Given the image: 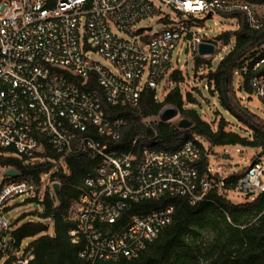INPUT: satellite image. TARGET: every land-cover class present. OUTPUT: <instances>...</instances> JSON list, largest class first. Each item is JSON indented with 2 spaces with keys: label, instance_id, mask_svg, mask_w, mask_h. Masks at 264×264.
Listing matches in <instances>:
<instances>
[{
  "label": "built area",
  "instance_id": "obj_1",
  "mask_svg": "<svg viewBox=\"0 0 264 264\" xmlns=\"http://www.w3.org/2000/svg\"><path fill=\"white\" fill-rule=\"evenodd\" d=\"M154 1L0 0V149L21 161L53 162L62 174L60 160L66 156L86 155L94 163L67 210L74 222L70 242L82 245L78 257L88 264L137 258L170 223L172 206L150 209L142 202L178 195L195 205L209 201L212 188L222 189L209 168L199 170L200 137L193 135L173 150L139 147L137 138L124 144L126 121L110 113L116 107L137 108L141 91L156 89L158 79L171 72L172 50L183 37L195 57L210 55L198 54L199 43L212 44L213 52L221 44L192 32L191 21L152 35V26L134 31L139 19L164 18ZM156 1L191 19L240 13L251 29L262 26L253 5L241 0ZM110 25L128 38L113 34ZM90 51L99 53L110 68L92 61ZM247 72V91L264 102V45L236 73ZM47 149L58 160L50 158ZM9 168L17 175H6ZM263 172L258 160L232 187L245 194L261 193ZM0 175V237L9 235L0 252L10 264H29L31 250L25 246L18 252L20 243L10 234L11 221L3 209L15 196L31 192L38 205L45 192L56 201L52 185L60 180L54 177L43 191L44 172L34 180L2 165Z\"/></svg>",
  "mask_w": 264,
  "mask_h": 264
},
{
  "label": "trees",
  "instance_id": "obj_2",
  "mask_svg": "<svg viewBox=\"0 0 264 264\" xmlns=\"http://www.w3.org/2000/svg\"><path fill=\"white\" fill-rule=\"evenodd\" d=\"M248 3H260L264 0H241ZM236 22L234 31H221L216 37L221 44H228L233 38L232 47L221 57L218 64L212 68L211 58L195 57L196 67L205 66L207 69V89L195 88L196 96L191 92L184 95L178 87L171 89L162 101L155 99V90L143 89L139 96L137 108H111L110 113L122 117L126 126L122 130L121 141L124 144L133 138L138 139V146L173 150L180 144L196 135L209 146L242 145L264 149V122L261 118L249 112L240 105L233 87V76L246 63H250L264 45V21L262 26L251 29L240 13L220 14ZM250 65V64H249ZM242 86L247 90L246 81L249 72L241 73ZM174 82L182 80V72L176 68L171 73ZM214 97L219 107L235 120L243 123L246 133L240 134L235 130H225L226 122L222 121L216 127L203 120L198 111L197 98L202 91ZM191 104L186 108L185 104ZM165 106L178 109L180 118L190 122L188 128H178L176 124L160 122L152 126L143 120L156 117ZM199 108V107H198ZM199 161L200 172L208 168L207 150L201 146ZM46 154L55 160L59 156L47 149ZM67 172L54 173L58 177L59 200L53 201L45 192L40 205L42 219H51L52 231L47 234V225L41 221L11 222L10 234L19 244L23 239L30 241L26 249H30L32 259L29 264H88L78 257L81 244H72L68 232L74 227V222L67 218L70 202L76 200L81 193V183L85 174L94 165L86 155L66 156L63 158ZM0 164L14 167L24 175L37 180L38 174L52 167V162H35L24 165L16 157L0 158ZM231 174L226 178L214 176L223 183L222 189L212 188L208 193L209 201L190 205L186 198L178 195H164L158 201H145L141 204L150 209H158L167 205L172 206L171 221L153 239L137 258H121L117 261L99 262L96 264H264V191L254 195L243 203H233L226 196L225 188L233 186L243 175ZM8 208H4L6 212ZM209 230L212 233L211 242L204 247L193 242L190 249H183L188 229ZM2 238L0 237V245ZM171 258L169 259V257ZM0 260H3L0 252ZM3 264H10L3 260Z\"/></svg>",
  "mask_w": 264,
  "mask_h": 264
},
{
  "label": "rangeland",
  "instance_id": "obj_3",
  "mask_svg": "<svg viewBox=\"0 0 264 264\" xmlns=\"http://www.w3.org/2000/svg\"><path fill=\"white\" fill-rule=\"evenodd\" d=\"M155 5L159 8L160 12L164 15V18L160 16H152L148 18H142L135 22L133 30L138 31L143 27L152 26V31L148 35H152L161 28L167 26L170 28L178 27V25L185 22H192V25L189 26L192 32L197 33L202 38H211L216 37L221 31L230 30L234 31L236 29V22L231 18L223 17L219 14H212L206 16V14L195 15L194 19L187 18L181 14L175 12L168 5L160 2L154 1ZM257 13L258 17L264 21V1L260 3H251ZM199 29V31H197ZM110 31L118 37L128 38V35L124 32L117 31L113 26L110 25ZM189 39L183 37L171 53V72H168L162 76L157 81V87L155 89V95L157 101H162L166 94L173 88L178 87L182 95L186 92H191L193 96H196L195 88L202 90L203 85L206 83L207 71L205 66L196 67L194 64L195 55L191 52L189 48ZM233 38L228 44H219V48L209 55L211 58V67L214 68L222 56H224L227 51L232 47ZM90 59L104 67L110 68V65L107 60H105L99 53L95 51H90ZM205 58V57H204ZM208 58V57H207ZM178 68L182 72V80L179 82H174L171 78V73ZM146 78V73L142 75L141 83ZM233 87L236 92V96L239 99L240 105L246 108L252 114H255L261 118L264 122V102L256 98L250 92L242 86V75L240 73H235L233 76ZM197 98L198 107L191 106V104H185L186 108H194L198 111L200 117L209 122L213 127L218 126L222 121L226 122L225 130H235L240 134L246 133V127L242 122L235 120L226 112H224L218 105L217 100L214 97L208 96L203 90L201 97ZM180 115L176 118L168 121L171 124H176ZM158 121V117L146 118L143 122L152 126ZM204 148L207 150L208 155V168L212 175L219 178H226L231 174H239L240 172H245L250 164L261 160L264 165V154L261 157H258V153L261 151L260 148H254L250 146L242 145H224V146H209L208 143L202 141ZM5 149H0V158L15 157L13 154H6ZM37 159L24 160L22 163L24 165L32 164L38 162ZM52 167L44 172L46 176H42L41 180V189L45 191L50 183L51 176L54 173L58 172L57 168L52 162ZM60 164L65 172L67 168L65 167L64 159L60 160ZM2 164H0V168ZM4 171V168L1 170ZM2 175H0V181ZM259 180L264 182V172L259 176ZM226 196L233 203H243L249 200L251 197H254L253 194L250 197H247L245 193L235 190L232 186H227L225 188ZM34 193H26L15 196L10 200L5 208H8L5 213L6 217L12 222L14 220L20 219V222L26 221H41L47 225V234H50L52 231V223H48L47 220L40 217L42 212V206L37 204ZM3 242L8 241L9 235L5 234L2 236ZM185 243L181 246L183 249H190V245L195 244L200 245L201 247L207 246L211 242L212 233L209 230H197L193 228L188 229V233L185 236ZM29 239H23L20 242V249L18 252H21L24 247L29 243ZM172 255H170L169 259ZM0 264H3V260H0Z\"/></svg>",
  "mask_w": 264,
  "mask_h": 264
},
{
  "label": "water",
  "instance_id": "obj_4",
  "mask_svg": "<svg viewBox=\"0 0 264 264\" xmlns=\"http://www.w3.org/2000/svg\"><path fill=\"white\" fill-rule=\"evenodd\" d=\"M207 16H209V15H207ZM148 29H150V28H148ZM212 53H213V45L212 44L203 43V42L198 44V54L200 56L209 55ZM178 115H179V112H178V109L176 107L165 106L159 111L157 117H158V120L160 122H168L171 119L176 118ZM176 125L178 128H182V129L188 128V127H190V122L185 118H178ZM263 154H264V149L258 153V157H261ZM5 174L10 175V176H16L17 172L14 169L9 168L8 170H6ZM52 188H53L56 199L59 200V197H58L59 184L54 183L52 185ZM252 195H253V193L246 194L247 197H250Z\"/></svg>",
  "mask_w": 264,
  "mask_h": 264
}]
</instances>
